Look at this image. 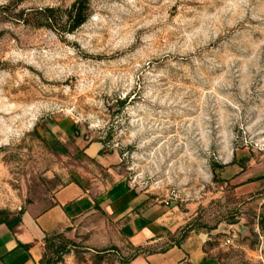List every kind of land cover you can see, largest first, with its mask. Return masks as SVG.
Wrapping results in <instances>:
<instances>
[{
    "label": "rangeland",
    "instance_id": "obj_1",
    "mask_svg": "<svg viewBox=\"0 0 264 264\" xmlns=\"http://www.w3.org/2000/svg\"><path fill=\"white\" fill-rule=\"evenodd\" d=\"M75 1L0 0V219L100 171L79 155L99 143L111 184L187 222L136 247L98 209L51 236L43 264H134L197 228L203 264H264V0H90L69 32Z\"/></svg>",
    "mask_w": 264,
    "mask_h": 264
},
{
    "label": "crops",
    "instance_id": "obj_2",
    "mask_svg": "<svg viewBox=\"0 0 264 264\" xmlns=\"http://www.w3.org/2000/svg\"><path fill=\"white\" fill-rule=\"evenodd\" d=\"M79 155L85 163L99 164L100 171L77 170L74 179L59 188L53 203L39 210L31 205L21 214L14 231L0 224V264H43L46 241L55 234L74 231L78 224L101 210L124 239L136 247L159 244L183 223L176 212L164 203H153L149 196L116 179L115 155L101 153L99 143L80 146ZM92 166V165H90ZM189 220V219H188ZM202 228L191 230L180 244L142 254L134 264H203L207 262L205 244L210 239Z\"/></svg>",
    "mask_w": 264,
    "mask_h": 264
},
{
    "label": "trees",
    "instance_id": "obj_3",
    "mask_svg": "<svg viewBox=\"0 0 264 264\" xmlns=\"http://www.w3.org/2000/svg\"><path fill=\"white\" fill-rule=\"evenodd\" d=\"M89 4H90V0H76L74 2V4L71 6V8L66 11L67 19L69 22V26H68L67 30L69 32L75 31L76 29L81 27L88 20V18L90 16ZM37 14L39 15L40 19L42 20V22L44 24L43 26L49 27V28H54V27L59 25V21L57 19V10L56 9H54V8L40 9L37 11ZM100 152L102 153L103 149ZM23 212H24V210L21 211V214ZM21 214L17 218H15L11 221L8 219H0V224H5V225H7V227H9V229L14 231L15 228L21 222V218H20ZM191 230H189V231H191ZM186 236H187V234L185 236H183L175 244H177V245L180 244V242L182 240H184ZM50 238L47 239V241H46L47 246L51 242ZM48 264H50V262Z\"/></svg>",
    "mask_w": 264,
    "mask_h": 264
},
{
    "label": "built area",
    "instance_id": "obj_4",
    "mask_svg": "<svg viewBox=\"0 0 264 264\" xmlns=\"http://www.w3.org/2000/svg\"><path fill=\"white\" fill-rule=\"evenodd\" d=\"M255 151L264 158V140L258 141L256 143Z\"/></svg>",
    "mask_w": 264,
    "mask_h": 264
}]
</instances>
